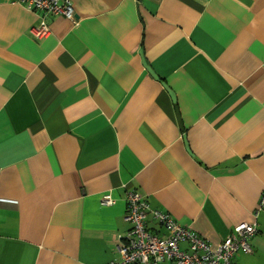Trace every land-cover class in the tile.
Wrapping results in <instances>:
<instances>
[{
    "label": "crops",
    "instance_id": "0c3cea01",
    "mask_svg": "<svg viewBox=\"0 0 264 264\" xmlns=\"http://www.w3.org/2000/svg\"><path fill=\"white\" fill-rule=\"evenodd\" d=\"M18 1L0 0V264L118 259L127 190L212 245L254 221L264 0H71L44 39ZM257 224L236 264H264Z\"/></svg>",
    "mask_w": 264,
    "mask_h": 264
},
{
    "label": "built area",
    "instance_id": "2783aa9c",
    "mask_svg": "<svg viewBox=\"0 0 264 264\" xmlns=\"http://www.w3.org/2000/svg\"><path fill=\"white\" fill-rule=\"evenodd\" d=\"M28 11L40 15L39 24L30 29L34 38L44 39L50 34L48 17L63 16L76 20L71 0H19ZM126 222L130 230L116 242L119 258L109 264H236L240 252L252 253V239L258 234L257 218L264 210L261 196L254 221L234 228L218 245L210 244L190 227L177 222L169 213L150 207L146 197L138 191L127 190ZM115 203L111 194L102 199V205ZM149 217L163 231H152ZM183 246H186V248Z\"/></svg>",
    "mask_w": 264,
    "mask_h": 264
}]
</instances>
